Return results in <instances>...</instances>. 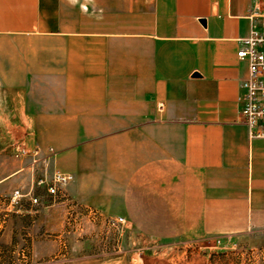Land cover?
<instances>
[{
    "label": "crops",
    "instance_id": "crops-1",
    "mask_svg": "<svg viewBox=\"0 0 264 264\" xmlns=\"http://www.w3.org/2000/svg\"><path fill=\"white\" fill-rule=\"evenodd\" d=\"M263 23L264 0H0L2 124L144 250L262 245L264 139L240 117L237 51Z\"/></svg>",
    "mask_w": 264,
    "mask_h": 264
},
{
    "label": "rangeland",
    "instance_id": "rangeland-1",
    "mask_svg": "<svg viewBox=\"0 0 264 264\" xmlns=\"http://www.w3.org/2000/svg\"><path fill=\"white\" fill-rule=\"evenodd\" d=\"M3 112L0 107V178L20 161L27 163L29 171L18 172L0 186V264H135L133 252L139 253L141 264H264V244L252 246L220 239L164 251L157 248L152 253L142 249L149 245L146 240L126 232L125 224L117 231L109 225L107 217H98L75 202L70 209L55 204L44 187L36 185L40 180L45 181L42 185L47 184L56 173L69 174L48 173L40 150L27 149L18 143L20 128L2 124ZM52 155L53 150L49 149L48 157ZM16 192L19 197L13 201ZM33 196L39 198L37 204L30 201ZM55 207L63 208V222L58 231H55ZM126 242L128 245L138 242L144 253L134 248L126 251L127 257Z\"/></svg>",
    "mask_w": 264,
    "mask_h": 264
},
{
    "label": "built area",
    "instance_id": "built-area-1",
    "mask_svg": "<svg viewBox=\"0 0 264 264\" xmlns=\"http://www.w3.org/2000/svg\"><path fill=\"white\" fill-rule=\"evenodd\" d=\"M239 42L240 48L237 51V57L240 60L246 61L248 67L247 75L241 83L244 93L240 117L248 128L250 138L264 139V23L260 30H253L249 36L241 39ZM71 179L69 175L56 173L47 184L42 185L45 181L40 180L36 187L43 186L46 194L55 199V204L61 203L70 209L75 204L64 192V187ZM18 197L19 194L16 192L13 196V201L17 200ZM30 201L33 204H37L39 198L33 196L30 197ZM89 211L98 217H104L93 209H89ZM106 219L109 225L117 231L125 224V220L122 217H107ZM132 259L133 263L141 264L138 252L132 253Z\"/></svg>",
    "mask_w": 264,
    "mask_h": 264
}]
</instances>
